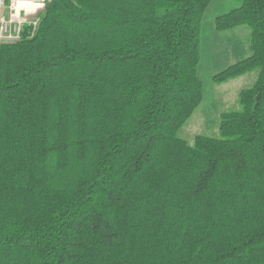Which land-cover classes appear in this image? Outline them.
Listing matches in <instances>:
<instances>
[{"label": "trees", "instance_id": "trees-1", "mask_svg": "<svg viewBox=\"0 0 264 264\" xmlns=\"http://www.w3.org/2000/svg\"><path fill=\"white\" fill-rule=\"evenodd\" d=\"M212 0H52L0 43V264H264V0L214 28L249 30L256 72L218 136L178 135L203 97Z\"/></svg>", "mask_w": 264, "mask_h": 264}, {"label": "rangeland", "instance_id": "rangeland-1", "mask_svg": "<svg viewBox=\"0 0 264 264\" xmlns=\"http://www.w3.org/2000/svg\"><path fill=\"white\" fill-rule=\"evenodd\" d=\"M242 0H212L203 15L201 26V59L198 67V76L202 82L203 97L192 115L180 128L178 135L191 143L197 134L218 136L219 116L222 112L237 109L238 92L250 86L255 79L256 72L216 83L212 76L234 63L232 58H222L227 42L225 32L214 28V19L241 4ZM42 13V12H41ZM40 17V16H39ZM248 30V29H247ZM249 31V30H248ZM244 32V31H243ZM238 46L248 41L247 33H238L235 36ZM229 40V41H228ZM229 43V44H230Z\"/></svg>", "mask_w": 264, "mask_h": 264}, {"label": "built area", "instance_id": "built-area-1", "mask_svg": "<svg viewBox=\"0 0 264 264\" xmlns=\"http://www.w3.org/2000/svg\"><path fill=\"white\" fill-rule=\"evenodd\" d=\"M52 0H0V43H13L33 32ZM43 5V7H41Z\"/></svg>", "mask_w": 264, "mask_h": 264}, {"label": "crops", "instance_id": "crops-1", "mask_svg": "<svg viewBox=\"0 0 264 264\" xmlns=\"http://www.w3.org/2000/svg\"><path fill=\"white\" fill-rule=\"evenodd\" d=\"M247 33L248 35V41L241 42V46H238L237 39L235 38L238 33ZM226 38L231 40L232 43L227 42L225 46V51H223L220 54V57L222 58H232L231 60H234V62L241 60L249 55V31L246 28H237L231 32H225ZM228 40V41H229ZM230 43V44H229ZM246 75V74H245ZM243 76V75H242ZM235 79V78H234Z\"/></svg>", "mask_w": 264, "mask_h": 264}, {"label": "snow or ice", "instance_id": "snow-or-ice-1", "mask_svg": "<svg viewBox=\"0 0 264 264\" xmlns=\"http://www.w3.org/2000/svg\"><path fill=\"white\" fill-rule=\"evenodd\" d=\"M41 7H43V5H41Z\"/></svg>", "mask_w": 264, "mask_h": 264}, {"label": "water", "instance_id": "water-1", "mask_svg": "<svg viewBox=\"0 0 264 264\" xmlns=\"http://www.w3.org/2000/svg\"><path fill=\"white\" fill-rule=\"evenodd\" d=\"M48 5H50V4H48Z\"/></svg>", "mask_w": 264, "mask_h": 264}]
</instances>
